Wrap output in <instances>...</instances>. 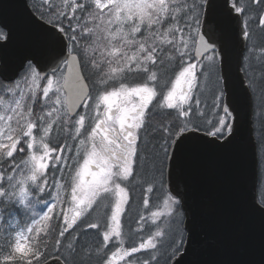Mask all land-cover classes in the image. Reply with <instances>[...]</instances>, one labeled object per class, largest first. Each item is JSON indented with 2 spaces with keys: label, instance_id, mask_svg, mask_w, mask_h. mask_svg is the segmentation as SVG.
Listing matches in <instances>:
<instances>
[{
  "label": "snow or ice",
  "instance_id": "snow-or-ice-1",
  "mask_svg": "<svg viewBox=\"0 0 264 264\" xmlns=\"http://www.w3.org/2000/svg\"><path fill=\"white\" fill-rule=\"evenodd\" d=\"M26 34L49 51L14 57ZM0 106V264H180L186 145L247 119L264 171V0H29L0 16Z\"/></svg>",
  "mask_w": 264,
  "mask_h": 264
},
{
  "label": "water",
  "instance_id": "water-1",
  "mask_svg": "<svg viewBox=\"0 0 264 264\" xmlns=\"http://www.w3.org/2000/svg\"><path fill=\"white\" fill-rule=\"evenodd\" d=\"M28 0H0V16L21 26ZM50 45L34 34L19 38L13 56ZM173 183L182 185L190 244L180 264H264V211L259 196V166L245 120L240 140L226 151L189 142L177 160Z\"/></svg>",
  "mask_w": 264,
  "mask_h": 264
},
{
  "label": "rangeland",
  "instance_id": "rangeland-1",
  "mask_svg": "<svg viewBox=\"0 0 264 264\" xmlns=\"http://www.w3.org/2000/svg\"><path fill=\"white\" fill-rule=\"evenodd\" d=\"M7 99V98H5ZM0 111H3V107L0 106ZM35 211L38 214H42L44 211H46V207L43 203L35 205ZM21 212V213H20ZM11 220L13 223L15 221H19V224L17 225L18 228L23 229L26 225L31 224V213H24L23 211L19 212H13L12 216H9L7 212L5 213V221Z\"/></svg>",
  "mask_w": 264,
  "mask_h": 264
},
{
  "label": "trees",
  "instance_id": "trees-1",
  "mask_svg": "<svg viewBox=\"0 0 264 264\" xmlns=\"http://www.w3.org/2000/svg\"><path fill=\"white\" fill-rule=\"evenodd\" d=\"M256 75L259 76V70L257 69ZM260 170V178H259V195H264V171ZM135 207V206H134Z\"/></svg>",
  "mask_w": 264,
  "mask_h": 264
}]
</instances>
